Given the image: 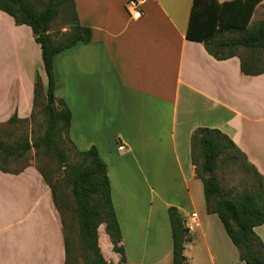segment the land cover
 <instances>
[{"label":"crops","instance_id":"crops-1","mask_svg":"<svg viewBox=\"0 0 264 264\" xmlns=\"http://www.w3.org/2000/svg\"><path fill=\"white\" fill-rule=\"evenodd\" d=\"M126 1L74 0L90 41L53 57L69 138L81 151L95 146L107 165L124 264H172L170 206L185 218L196 213L188 264H245L206 210L190 138L197 127L221 130L264 177V73L243 74L238 56L218 60L186 37L194 0H138L137 19ZM37 75L45 89L31 27L0 10V123L29 118ZM254 230L264 244V223ZM107 243L105 258L117 263ZM64 263L60 215L36 165L0 169V264Z\"/></svg>","mask_w":264,"mask_h":264},{"label":"trees","instance_id":"trees-1","mask_svg":"<svg viewBox=\"0 0 264 264\" xmlns=\"http://www.w3.org/2000/svg\"><path fill=\"white\" fill-rule=\"evenodd\" d=\"M262 0H194L186 37L203 43L206 51L218 60L238 56L240 70L246 75L264 73V17L249 27L256 6ZM0 10L9 14L16 24L31 27L35 41L41 48L47 86L36 76L33 120L38 97H46L37 113L42 116V132L35 137L20 135L11 144L0 141L2 171L10 159L22 157L32 148L36 158L48 157L55 167L50 174L42 166L36 167L51 189L54 205L59 212L65 248L64 264H124L125 250L121 244V229L113 207L107 165L95 146L78 150L69 138L71 111L61 98L54 96L55 79L53 57L56 53L91 38L90 28L80 24L74 0H0ZM58 22L65 30L59 39L53 37V24ZM233 32L236 34L231 35ZM238 32V33H237ZM230 34V35H227ZM244 50L245 54L238 50ZM53 95L54 104H48ZM20 120L12 115L8 122ZM69 144L74 161H69ZM191 161L197 177L202 180L208 213H216L245 264H264V244L254 228L264 223V177L248 161L245 153L224 132L217 128L197 127L190 138ZM226 167H240L249 173L242 190H224L216 175L219 159ZM23 168V167H22ZM59 174L61 176L59 177ZM51 175V176H50ZM52 176L54 179L52 180ZM69 187L73 206L67 221L62 214L57 190L60 180ZM249 184H248V182ZM65 199V197H64ZM172 236V264H188L184 254L190 241L186 232L185 217L176 207L168 208ZM73 219L77 221L76 244L72 238ZM109 240L112 250L120 254L117 263L105 258Z\"/></svg>","mask_w":264,"mask_h":264},{"label":"rangeland","instance_id":"rangeland-1","mask_svg":"<svg viewBox=\"0 0 264 264\" xmlns=\"http://www.w3.org/2000/svg\"><path fill=\"white\" fill-rule=\"evenodd\" d=\"M263 17H264V4H260L256 7L254 14L251 17L249 27L253 26L260 18H263ZM52 28H53V37L55 40L59 39L61 37V32L65 30V28L61 27L58 22H55ZM233 34H236V32H233L231 35ZM227 35H230V34H227ZM238 51L242 54H245L244 50L242 49H239ZM262 55L264 58V50L262 51ZM41 84L44 87L46 85V84H43L42 82ZM45 102H46V97H45V94L43 93V96L38 97V103H37L38 105L35 108V117L33 120L23 121L21 119V120H13L11 122H8L7 120L6 122L0 123V141H3L6 144H11L20 135L27 134L29 137L33 138L37 134L41 133L43 129L42 128L43 118L41 115L37 113V110L40 107L39 104H42ZM13 115H16V114L14 113ZM66 147H68L69 161H74L76 157L73 155V151L70 149L69 144H66ZM218 162L219 163L222 162V158H220ZM2 163L4 162L2 159H0V164ZM29 163H33L34 165H37V164L42 165L49 174L51 170L55 167L54 161L48 157L36 158L33 148L18 159H14V160L10 159L7 163H5V167L8 168L9 170H18ZM216 175L219 178V181L224 190L231 188L235 191L242 190L246 186L245 180L247 179V177H249V173H247V171L243 170L240 167H229L228 168L222 164L217 169ZM60 176L61 174H59V177ZM53 179H54V176H52V180ZM59 180H60L61 186L57 190V195L59 197V202H60L61 207L62 205L68 206V208L62 207V214H63V217L67 221H69L71 217V207L73 206L72 199L70 196V190H69V187L64 184L65 181H61L60 178ZM76 232H77V221L76 219H73L72 238L74 242L78 244V241H76L77 239Z\"/></svg>","mask_w":264,"mask_h":264},{"label":"built area","instance_id":"built-area-1","mask_svg":"<svg viewBox=\"0 0 264 264\" xmlns=\"http://www.w3.org/2000/svg\"><path fill=\"white\" fill-rule=\"evenodd\" d=\"M125 7L132 16V18L137 19L142 15V9L139 5L138 0H127L125 2ZM118 148L121 150L123 149V145L120 144ZM195 218H196V213L191 212L188 217L185 218V228L186 232L190 234L193 231V228L195 226Z\"/></svg>","mask_w":264,"mask_h":264},{"label":"water","instance_id":"water-1","mask_svg":"<svg viewBox=\"0 0 264 264\" xmlns=\"http://www.w3.org/2000/svg\"><path fill=\"white\" fill-rule=\"evenodd\" d=\"M47 102H48V104H54L55 103V99L53 98V95L49 96V99Z\"/></svg>","mask_w":264,"mask_h":264}]
</instances>
